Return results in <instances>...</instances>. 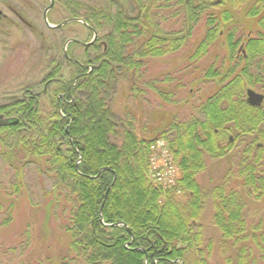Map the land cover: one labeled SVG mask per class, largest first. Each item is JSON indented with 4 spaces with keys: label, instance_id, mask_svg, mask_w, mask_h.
I'll use <instances>...</instances> for the list:
<instances>
[{
    "label": "trees",
    "instance_id": "1",
    "mask_svg": "<svg viewBox=\"0 0 264 264\" xmlns=\"http://www.w3.org/2000/svg\"><path fill=\"white\" fill-rule=\"evenodd\" d=\"M67 3L73 17H84L98 33L85 51L88 67L74 71L73 65L70 81L59 68L51 75L59 82L47 95H27V88L0 106V116L16 121L0 128V140L12 157L19 155L20 164L22 157L33 156L55 179V201L65 204L64 213L69 207L62 227L71 240L69 253L84 264H213L216 248L223 264H264V206H258L264 201V103L253 108L246 101L248 90L264 95V0ZM80 5L85 15L77 14ZM236 10L255 23L254 36L241 35ZM169 21L180 28L166 31L162 25ZM201 21L204 36L188 67L211 50L227 53L217 55L203 74L217 81L216 92L189 119L176 120L161 133L179 172L176 184L165 187L150 176L152 142L123 121L117 124L109 94L121 76L137 72L141 61L179 52ZM243 44L246 57H237ZM73 75H79L76 83ZM60 83L75 84L71 94ZM43 96L52 112L47 125L40 111ZM118 133L120 145L112 143ZM229 153L232 164L205 190L197 177L208 159ZM209 202L212 224L221 234L217 247L204 238L201 223ZM14 207L0 226L10 224ZM119 224L124 226L112 227Z\"/></svg>",
    "mask_w": 264,
    "mask_h": 264
},
{
    "label": "rangeland",
    "instance_id": "2",
    "mask_svg": "<svg viewBox=\"0 0 264 264\" xmlns=\"http://www.w3.org/2000/svg\"><path fill=\"white\" fill-rule=\"evenodd\" d=\"M57 1L63 4L62 0ZM63 2L68 4L67 0ZM47 6V0H0V8L8 15V21L0 23V106L12 98L21 97L22 91L27 88L36 93L41 91L39 84L49 74V65L63 64L62 52L67 41L75 39L81 43H90L93 39V33L82 24L68 26L61 32L49 30L43 19ZM9 7L16 10L26 24L17 21ZM79 8L81 12L77 14L85 15V6L80 5ZM60 9L59 6L49 18L53 24H60L70 18L71 12L66 7V16L61 15L63 12ZM233 15L242 24L241 35H255L256 25L248 19L245 11L236 10ZM202 24L203 21L179 52L163 58L145 59L133 75L120 77L117 90L109 94V107L118 119L117 124L121 120L125 127L130 126L140 138L153 139L167 130L174 121L189 119L195 108L216 92L217 81L206 80L203 74L215 62L217 55L221 58L226 56L225 48L211 50L197 65L188 67L190 58L204 36ZM162 27L169 31L178 30L180 25L169 21L163 23ZM80 53L75 51V56L81 57ZM66 70L69 71V68ZM167 93H173L170 100L163 98ZM39 103L45 125L51 124L49 116L52 117V112L47 99L43 96ZM120 134L113 137L112 143L121 144ZM9 153L0 140V206H3L0 221L4 220L11 204L15 206L10 224L0 226V263L84 264L81 258L69 253L71 240L62 230L69 221V207L64 213L65 204L55 201V179L47 169L41 168L35 157L24 156V162L20 164L16 158L19 155L12 157ZM230 153L221 160L208 159L207 169L197 177L205 190L220 182L233 162L234 154ZM168 161L173 162L171 154L158 144L151 163L156 168H162L166 178L178 176L175 168L172 169L173 174L169 173L166 168ZM18 173L21 175L19 178ZM16 185L19 186L18 190ZM258 206H264V201ZM212 215L213 209L209 202L201 223L205 231L204 238L213 240L217 247L221 234L212 224ZM220 256L215 248L213 264H223Z\"/></svg>",
    "mask_w": 264,
    "mask_h": 264
},
{
    "label": "flooded vegetation",
    "instance_id": "3",
    "mask_svg": "<svg viewBox=\"0 0 264 264\" xmlns=\"http://www.w3.org/2000/svg\"><path fill=\"white\" fill-rule=\"evenodd\" d=\"M48 1V6L45 8V10H44V12L46 11V9L47 8H49L50 7V5H51V3H50V0H47ZM54 7L48 12V20H49V18H51L53 15H54V13L56 12V9H58V7L60 6V8H62V9H60V11H62L63 12V14H61V15H63V16H66V15H68V13H67V10H69V12H71L70 11V9H68V7L65 5V4H61L59 1H57V0H54ZM3 4V3H2ZM65 7H66V9H65ZM9 10H10V12L13 14V16L17 19V21H19V22H21V23H24V24H26V22H25V20L22 18V16L16 11V10H14V9H12V8H10L9 7ZM44 12H43V15H44ZM69 19L68 20H63V21H61L60 22V24L58 23V24H53L51 21H49V23L51 24V25H53V26H60V25H63V23H65L66 21H69V20H72V19H79V20H83V21H85V19L84 18H77V17H73V14L72 13H70L69 14ZM44 19V18H43ZM5 21H8V15L4 12V10H3V8L1 7L0 8V23H3V22H5ZM45 22V21H44ZM79 24H81V23H78V22H74V23H70V24H66V25H64L63 27H61L60 29H49L47 26V28L49 29V30H54L55 32H61L62 30H64V29H66L68 26H71V25H79ZM46 25V24H45ZM84 27H85V25L84 24H82ZM4 27L2 28V35H4ZM249 36V35H248ZM251 37V36H250ZM71 41V43L69 44V45H67V43L68 42H70ZM73 41V42H72ZM67 43H66V45H67V47H66V45L63 47V52H62V61H63V64H52V65H49L50 66V69H49V74H47V76L42 80V82H41V84H39V86H40V88H42V90L41 91H39V92H37V93H35L36 94V96H41V95H43V94H48V91L49 90H51V88H53V86L54 85H56V84H58V82H59V80L57 79V78H52L51 77V75H52V73L54 72V71H56L57 69H59V68H61V77H63L64 79H66V78H69L70 76H71V73L73 72V65H74V71L77 69V68H79V66L85 71V67H88V65H85V51L88 49V48H85V46H84V44H88V43H83L82 42V44H80L81 42L80 41H78V40H75V39H73V40H69V41H67ZM93 46V45H92ZM91 46V47H92ZM78 47H81L82 48V50H80ZM90 48V47H89ZM74 49V50H73ZM75 49H77V50H75ZM74 53H73V52ZM75 51H81V57H79V56H75ZM66 52V53H65ZM67 56V57H66ZM75 56V57H74ZM240 56H244V57H246V50H245V45L243 44V45H241L240 47H239V50L237 51V57H240ZM76 57H78V58H76ZM80 59V60H79ZM61 61V62H62ZM61 62H58V63H61ZM67 68H69V71L68 70H66ZM65 71H67L66 73H65ZM65 73V74H64ZM66 75H67V77H66ZM82 76H84V73L82 74ZM78 78H79V75H77L76 77H75V83H76V81L78 80ZM67 80V79H66ZM67 81H69V80H67ZM60 84H62V85H66V84H64V83H60ZM66 86H69L68 87V90H69V92H70V94H71V91H72V89H73V87L75 86V84H71V85H69V84H67ZM26 90H23L22 91V93L23 92H25ZM29 92H32V91H29ZM62 97V94L59 96V98H58V100L60 99ZM74 100H73V98L71 99V102H73ZM71 102H69V103H71Z\"/></svg>",
    "mask_w": 264,
    "mask_h": 264
},
{
    "label": "water",
    "instance_id": "4",
    "mask_svg": "<svg viewBox=\"0 0 264 264\" xmlns=\"http://www.w3.org/2000/svg\"><path fill=\"white\" fill-rule=\"evenodd\" d=\"M50 3H51L50 7L47 8L46 11L44 12V21H45L46 26L49 29H60L64 25L70 24V23H74V22H78V23L84 24L85 26L87 25V23L85 21L79 20V19H72V20L66 21L65 23H63V25H60V26H53V25H51L49 23V21H48V12L54 7V3L55 2H54V0H50ZM96 40H97V33L94 32V38H93V40L89 44H84L85 48H89L92 45H94L95 42H96ZM70 43H71V41L68 42L67 45H69ZM80 44H82V43H80ZM67 45H66V47H67ZM263 102H264V96L263 95L258 94V93L254 92V91H251V90L247 91V103L250 106H252V107H261L262 104H263ZM15 124H16V121L15 120L5 119L3 117H0V128L7 127V126H12V125H15ZM158 137L159 136H157L156 138H154L152 141H156L158 139ZM100 214H102V211L100 212ZM101 222H103V221L101 220ZM112 227H118V225H114Z\"/></svg>",
    "mask_w": 264,
    "mask_h": 264
},
{
    "label": "bare ground",
    "instance_id": "5",
    "mask_svg": "<svg viewBox=\"0 0 264 264\" xmlns=\"http://www.w3.org/2000/svg\"><path fill=\"white\" fill-rule=\"evenodd\" d=\"M249 91V90H248ZM251 91H253V90H251ZM254 92H256V91H254ZM36 92H27V95H31V96H36V94H35ZM256 93H258V92H256ZM258 94H260V93H258ZM27 95H25V96H27ZM261 95H263V94H261ZM264 96V95H263ZM246 97H247V93H246ZM150 176H151V179L155 182V184H158V185H164V183L163 182H160L159 180H158V178L156 177V175H152L151 173H150ZM176 184V181H172L171 183H168L167 185H168V187H173L174 185ZM103 221V220H102ZM105 227H107V225L104 223V222H101ZM120 226H124L123 224H119L118 225V227H120ZM203 232H205L204 231V229H203Z\"/></svg>",
    "mask_w": 264,
    "mask_h": 264
},
{
    "label": "built area",
    "instance_id": "6",
    "mask_svg": "<svg viewBox=\"0 0 264 264\" xmlns=\"http://www.w3.org/2000/svg\"><path fill=\"white\" fill-rule=\"evenodd\" d=\"M168 171H169V173L173 174L171 169L168 170ZM156 177L158 178V180H159L160 182H163V183H171V182H172V177H173V176H172L171 178H166L164 174L158 172V173L156 174Z\"/></svg>",
    "mask_w": 264,
    "mask_h": 264
}]
</instances>
